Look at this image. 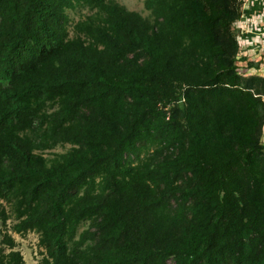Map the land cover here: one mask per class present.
<instances>
[{
  "label": "trees",
  "instance_id": "obj_1",
  "mask_svg": "<svg viewBox=\"0 0 264 264\" xmlns=\"http://www.w3.org/2000/svg\"><path fill=\"white\" fill-rule=\"evenodd\" d=\"M144 7L0 0V221L38 235V264H264V78L239 73V5ZM15 247L0 264H25Z\"/></svg>",
  "mask_w": 264,
  "mask_h": 264
},
{
  "label": "rangeland",
  "instance_id": "obj_2",
  "mask_svg": "<svg viewBox=\"0 0 264 264\" xmlns=\"http://www.w3.org/2000/svg\"><path fill=\"white\" fill-rule=\"evenodd\" d=\"M108 1H112L121 6H124L129 11L137 12L144 18H150L149 11L146 10L144 7L145 0H108ZM251 1L252 0H249L245 3V0H236V3L239 5L240 18L238 21H235L231 25V31L233 32L236 38L238 46L242 44L243 42V39H240V38L246 35L244 31H246L250 27V24L248 23V21H246L248 18H250V15L247 14L248 10L245 8L248 6V3ZM67 13H68V16L71 22L69 29L72 35V25L78 20L83 19L86 15H89L91 12L86 7H77L74 10H67ZM262 52L263 51H260V53ZM248 57L249 55L246 58ZM262 61H263L262 63L258 64L257 68L259 71L256 73L264 75V60L262 59ZM242 69H245V71H240L239 72L240 74L248 75L251 72L253 73V71H249L250 69H248L247 66L243 65ZM261 143L264 146V139L263 140L261 139ZM68 149H69V145L57 146L53 150L45 152L44 156L51 158L50 154L64 153ZM4 207L7 211L9 210V206L4 204ZM13 224H14L13 217L7 220L4 225L0 221V239L2 238L4 233L10 234L16 243V247L14 248V250L20 252L25 264H38L42 258L41 252L43 251L42 249L38 247V235L33 232H29L22 236L15 234L11 232L10 230ZM87 225H88V222H84L78 227L77 236L81 231L87 228ZM167 264H170V262L168 261Z\"/></svg>",
  "mask_w": 264,
  "mask_h": 264
},
{
  "label": "built area",
  "instance_id": "obj_3",
  "mask_svg": "<svg viewBox=\"0 0 264 264\" xmlns=\"http://www.w3.org/2000/svg\"><path fill=\"white\" fill-rule=\"evenodd\" d=\"M247 1L249 0H245V3ZM253 7L255 8L254 10L252 9ZM245 9L251 13L248 14L250 18L246 20L250 27L244 31L246 35L240 38L243 39V42L238 46L237 50V57L241 61L244 59L242 63H246V57L251 50L259 53L263 51L262 53H264V0H252Z\"/></svg>",
  "mask_w": 264,
  "mask_h": 264
},
{
  "label": "crops",
  "instance_id": "obj_4",
  "mask_svg": "<svg viewBox=\"0 0 264 264\" xmlns=\"http://www.w3.org/2000/svg\"><path fill=\"white\" fill-rule=\"evenodd\" d=\"M253 10L255 9L254 7L252 8ZM251 13L250 11H247V14ZM239 20V19H238ZM237 20V21H238ZM260 54V55H259ZM247 59V64H252V67H249L248 69H250L249 71H253V73H249L248 75L246 76H258V77H261V78H264V75H261V74H258L256 72H258V64L262 63V59L264 60V53H259V52H256V51H249V57L246 58ZM264 101V100H263ZM264 139V126H263V129H262V140Z\"/></svg>",
  "mask_w": 264,
  "mask_h": 264
}]
</instances>
